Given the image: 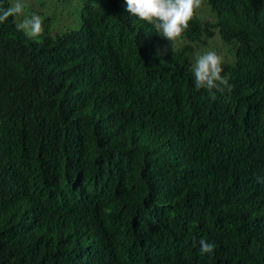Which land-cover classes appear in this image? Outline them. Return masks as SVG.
Masks as SVG:
<instances>
[{"label":"trees","instance_id":"obj_1","mask_svg":"<svg viewBox=\"0 0 264 264\" xmlns=\"http://www.w3.org/2000/svg\"><path fill=\"white\" fill-rule=\"evenodd\" d=\"M32 1L0 23V264H264V0L173 44L125 0ZM206 50L231 92L195 88Z\"/></svg>","mask_w":264,"mask_h":264},{"label":"clouds","instance_id":"obj_2","mask_svg":"<svg viewBox=\"0 0 264 264\" xmlns=\"http://www.w3.org/2000/svg\"><path fill=\"white\" fill-rule=\"evenodd\" d=\"M125 3L131 16L152 25L158 34L173 44L188 30L189 22L194 18L195 12L204 6L205 0H125ZM25 7L22 0H13L8 7L0 6V23L9 17L23 16ZM17 28L29 39L37 38L44 33L43 18L31 14L23 18ZM191 71L197 90H216L224 93L231 92L233 88L227 77L221 74L223 57L215 50L197 51ZM199 246L201 254H212L214 251V244L203 238L199 240Z\"/></svg>","mask_w":264,"mask_h":264},{"label":"rangeland","instance_id":"obj_3","mask_svg":"<svg viewBox=\"0 0 264 264\" xmlns=\"http://www.w3.org/2000/svg\"><path fill=\"white\" fill-rule=\"evenodd\" d=\"M54 1L55 0H34V1H32L33 5H34L33 10H35V6H38V8H39L41 3L49 5V4H52Z\"/></svg>","mask_w":264,"mask_h":264}]
</instances>
